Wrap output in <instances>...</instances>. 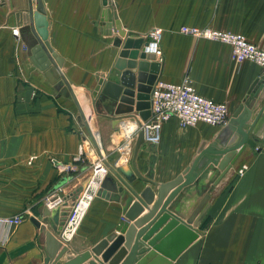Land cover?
<instances>
[{"label": "crops", "instance_id": "crops-1", "mask_svg": "<svg viewBox=\"0 0 264 264\" xmlns=\"http://www.w3.org/2000/svg\"><path fill=\"white\" fill-rule=\"evenodd\" d=\"M29 1L0 0V218H25L18 227L0 225V264H44L45 237L31 219L42 218L46 198L61 186L68 196V208H72L89 182L92 163L120 146V137L125 141L130 135L129 129H119L107 118L114 116L117 108L111 94L116 97L120 91L122 75L115 68L121 50L114 46L118 34L108 35L102 23L108 9L132 39L147 42L150 30H164L163 56L150 61L162 64L161 79L180 83L189 76L200 95L228 107V125L198 123L183 128L172 118L163 126L158 145L144 143L137 167L153 182L174 181L202 150L221 151L236 144L239 137L232 130L234 117L245 106L255 82L264 78L261 66L236 63L228 45L178 32L182 26L233 32L264 50V0H42L49 23L48 40L64 62L61 72L77 96L83 117L73 98L56 90L35 66L16 36L27 22ZM33 3L35 10V0ZM137 69L133 70L136 75ZM263 106L264 85L249 124ZM242 116L244 110L239 118ZM245 130H250L257 147L246 146L221 180L218 162L223 156L203 158L196 168V181L183 187L169 204L171 213L200 234L186 248L171 245L160 252L171 264H264V111L255 125ZM85 139L89 155L74 163ZM134 147L130 161L127 157L118 163L107 159L109 165L133 169ZM32 156L37 159L29 164ZM69 167L73 173L65 171ZM107 178L115 180L123 191L113 192L112 182L100 187L76 232L61 239L69 250L60 264L91 252L104 239L124 235L132 224L126 214L136 197L112 171ZM129 185L138 194L150 186L139 178ZM156 200L157 192L149 208ZM148 212L146 208L136 220ZM139 244L148 250L139 258L153 252L143 238ZM91 255L82 264L103 262L102 255ZM156 264L165 262L158 259Z\"/></svg>", "mask_w": 264, "mask_h": 264}, {"label": "water", "instance_id": "water-1", "mask_svg": "<svg viewBox=\"0 0 264 264\" xmlns=\"http://www.w3.org/2000/svg\"><path fill=\"white\" fill-rule=\"evenodd\" d=\"M29 2L27 22L18 30L16 35L20 36L35 66L44 72L46 78L56 90L63 91L65 94L67 92L73 98L79 107L81 116L84 117L83 110L80 108V104L71 84L61 72L64 62L55 53L48 40L49 23L43 1L35 0V10L33 0ZM102 23L107 29L108 35H113L115 31L117 32L118 36L114 39V46L121 49L115 64V68L122 71L120 81L121 89L116 97L111 94V97L114 98V102L117 103V108L114 111V116H107V118L112 120L116 126L119 125L122 120L128 119L130 114L136 111L146 120L150 116L148 110L150 107V93L153 85L161 75L162 64L154 61L150 62L155 58L153 55L146 53L145 46L147 42L144 39L135 40L130 38L128 33L122 28L120 21L111 8L104 13ZM135 69L139 71L138 75L133 72ZM263 85L264 78L255 82L249 92V99L246 101L245 106H241L234 117L232 124L236 126L233 127L232 130H234L239 137L236 144L221 151H212L211 149L202 150L193 165L174 181L166 184H158L141 174L137 167V157L145 140L143 132H140L135 143L131 161L133 169H130L127 165L115 169L107 163V166L113 172V176L136 197V200L126 214V219L132 222V224L128 227L124 235L104 239L96 245L91 252L82 253L66 264H82L91 258V253L95 255V258L102 255L103 262H101V264H120L125 257L126 260L123 264H156L158 259L165 262V264H171V260H168V258L160 254V252L189 233V239L184 246V248H186L190 243L198 239L200 234L199 232L196 233L191 231L190 226L184 222L181 217L171 213L168 209L169 204L183 187L196 181V168L203 158L208 155L216 157L223 156L220 162H218L222 170V174L219 178V180H221L229 170L230 164L235 162L239 153L243 151L246 146L257 147V142L250 138V130L246 131L245 127L251 129L264 111L263 106L256 120L252 124H249L253 114V104L257 101L258 92ZM97 91L98 90H96L95 95ZM243 110L244 116L239 118ZM230 152H232L231 156L229 155ZM209 162L214 163L213 160ZM136 178L150 184V186H147L140 194L136 193L129 185V183L133 182ZM114 181H112L111 178H107V180L105 179L103 182L102 187L106 188V183L112 182L113 192H122L123 189H119L117 183ZM170 191H172L171 194H169ZM156 192L157 200L154 206L149 208L155 201ZM146 208L149 209L148 214L136 220ZM67 217L68 209L57 208L50 210L45 206L40 220L36 218L31 219L32 223L42 229L45 237L46 258L44 264H60L59 260L69 250L67 246L63 247V243L59 239V237L63 236ZM141 238L153 249V252L144 258H139V256L146 253L148 250L140 248L139 240ZM158 254L162 257H159ZM153 257L156 258L154 262L148 263V259ZM89 264L98 263L94 260H90Z\"/></svg>", "mask_w": 264, "mask_h": 264}, {"label": "built area", "instance_id": "built-area-1", "mask_svg": "<svg viewBox=\"0 0 264 264\" xmlns=\"http://www.w3.org/2000/svg\"><path fill=\"white\" fill-rule=\"evenodd\" d=\"M17 32L18 30L16 34ZM178 32L182 35L192 36L197 39L228 45L231 48L232 59L236 63L251 62L264 69V50L250 43L242 34L220 31L213 28L190 26H182L178 29ZM163 35L164 30L161 28L150 30L147 36V45L145 46L147 54L153 55L154 58L160 60L163 56L161 46ZM149 102L150 107L148 110L150 116L144 120L139 115L141 119L140 123L135 124L133 131L123 142V147L126 149H131V147L135 146L140 132L144 134L145 144L152 146L158 145L162 139L163 126L172 118H176L183 128L192 127L198 123L219 127L228 125L230 121L227 105L200 95L189 76H185L180 83L167 82L159 77L152 87ZM89 147L85 139L79 149L78 156L74 159V163L80 162L83 157H88ZM36 159V156H32L28 163L32 164ZM107 163L105 154H101L92 163L91 179L82 188V195L80 193L77 199L73 201L72 208H68V196L64 194V188L62 186L58 187L46 198L45 204L50 210L57 208L68 209L67 222L61 239H64V237L67 238L69 233L72 236L76 232L83 218V216L81 218L79 217L82 201L85 199L91 203L92 199L98 194L100 187H102L105 178L109 174ZM65 171L69 173L73 172L74 169L69 167L65 168ZM24 221L25 218L22 216L0 218V225H7L12 228L18 227Z\"/></svg>", "mask_w": 264, "mask_h": 264}, {"label": "bare ground", "instance_id": "bare-ground-1", "mask_svg": "<svg viewBox=\"0 0 264 264\" xmlns=\"http://www.w3.org/2000/svg\"><path fill=\"white\" fill-rule=\"evenodd\" d=\"M143 119V118H142ZM140 117H139V113L138 112H133V113H131L130 114V116L128 117V119H124V120H122L121 121V123L119 124V126H118V128L120 129L121 127L122 128H126V129H129L130 130V134H131V132L133 131V129H134V127H135V124L136 123H140ZM108 171H109V174H110V169H108ZM113 173V172H112ZM108 174V175H109ZM107 178V177H106ZM99 188V187H98ZM82 191H83V189H82ZM81 195H82V192H81ZM89 205H90V203L88 202V201H86L85 199L82 201V205H81V207H80V214H79V217L81 218L82 216H83V218H84V216H85V214H86V212H87V210H88V207H89ZM83 218H82V220H83ZM81 220V221H82ZM185 222V221H184ZM187 223V222H186ZM188 224V223H187ZM189 225V224H188ZM190 226V225H189ZM79 227V226H78ZM78 229V228H77ZM190 230L191 231H193V232H196V230H194L191 226H190ZM197 233V232H196ZM70 234V233H69ZM69 234L67 235V237L69 236ZM189 233L188 234H186L184 237H181L180 239H178V240H176V242H173L174 244H173V246L175 245H177V246H179L180 248H184V246H185V243H186V241L189 239ZM68 238H71V236L70 237H68ZM59 239L61 240V237H59ZM62 241V240H61ZM63 243V242H62ZM63 247H66V246H64V244H63Z\"/></svg>", "mask_w": 264, "mask_h": 264}, {"label": "rangeland", "instance_id": "rangeland-1", "mask_svg": "<svg viewBox=\"0 0 264 264\" xmlns=\"http://www.w3.org/2000/svg\"><path fill=\"white\" fill-rule=\"evenodd\" d=\"M106 125H108V122H106ZM105 125V126H106ZM107 127V126H106ZM129 136V135H128ZM123 137V136H122ZM122 137H120V141H124V140H122ZM118 142V141H117ZM121 142V145L119 146V144H118V146L116 147V148H114L112 151H108V152H104V153H107L106 154V159H109V160H111V161H113L114 163H118L119 162V160H121V159H123V160H125V158L127 157V159L126 160H129V159H131V155H132V149H133V147H131V149H126L125 147H123V143ZM121 148H122V150H124V151H121ZM130 150V151H129ZM128 153V154H127ZM108 155V156H107ZM75 159V158H74ZM130 161V160H129ZM71 170V169H70ZM70 170H68V171H70ZM67 172V171H66ZM70 173V172H69ZM71 173H73V172H71ZM91 176H92V172H91V175H90V178H89V180L91 179Z\"/></svg>", "mask_w": 264, "mask_h": 264}]
</instances>
